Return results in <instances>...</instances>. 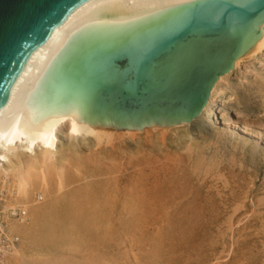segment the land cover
<instances>
[{"label": "bare ground", "instance_id": "6f19581e", "mask_svg": "<svg viewBox=\"0 0 264 264\" xmlns=\"http://www.w3.org/2000/svg\"><path fill=\"white\" fill-rule=\"evenodd\" d=\"M194 1L87 0L49 34L45 48L0 113V190L7 210L19 211V217L7 218L3 230L8 236L21 235L23 240L5 257L6 264H81L66 251L83 249L77 238L85 242L84 234L109 240L118 237V245L111 240L103 242L114 249L122 244L121 237L132 236L129 242L133 245L140 217L153 210V195L145 188L148 183L138 181V177L146 169H151L152 175L155 167L152 158L145 156L147 144L139 135L189 123L123 125L99 116L89 109L83 95L69 87L61 73L69 60L90 43L136 32L173 16L181 5ZM45 39L28 57L21 73ZM263 50L264 22L259 26L258 38L235 61L233 70ZM226 76L214 85L201 114L217 112V108L209 107L216 101ZM58 245L62 255L55 257L51 251ZM29 247L37 251L29 254L25 250ZM93 258L86 259L87 264H94ZM106 259L96 264H110Z\"/></svg>", "mask_w": 264, "mask_h": 264}, {"label": "rangeland", "instance_id": "374dc122", "mask_svg": "<svg viewBox=\"0 0 264 264\" xmlns=\"http://www.w3.org/2000/svg\"><path fill=\"white\" fill-rule=\"evenodd\" d=\"M232 71L209 107L214 115L140 133L155 171L138 181L148 183L153 210L140 217L133 245L132 236L114 249L104 243L118 245V237L84 234L85 242L77 238L84 248L67 255L81 264L92 256L99 263L104 253L110 264L121 255L120 264H264V50ZM51 252L62 255L59 245Z\"/></svg>", "mask_w": 264, "mask_h": 264}, {"label": "water", "instance_id": "95a60500", "mask_svg": "<svg viewBox=\"0 0 264 264\" xmlns=\"http://www.w3.org/2000/svg\"><path fill=\"white\" fill-rule=\"evenodd\" d=\"M86 1L0 0V113L52 30ZM174 12L131 34L90 43L61 75L92 112L123 125L192 123L217 81L258 38L264 0H196Z\"/></svg>", "mask_w": 264, "mask_h": 264}, {"label": "built area", "instance_id": "2783aa9c", "mask_svg": "<svg viewBox=\"0 0 264 264\" xmlns=\"http://www.w3.org/2000/svg\"><path fill=\"white\" fill-rule=\"evenodd\" d=\"M6 203L0 190V264H6L4 262L5 257L8 255L10 250L18 245L19 239L16 236H8L3 227L6 225L7 218L19 217V211H13L12 209L7 210L5 207Z\"/></svg>", "mask_w": 264, "mask_h": 264}]
</instances>
